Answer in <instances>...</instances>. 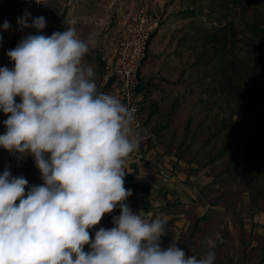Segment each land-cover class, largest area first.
I'll use <instances>...</instances> for the list:
<instances>
[{"label":"rangeland","instance_id":"rangeland-1","mask_svg":"<svg viewBox=\"0 0 264 264\" xmlns=\"http://www.w3.org/2000/svg\"><path fill=\"white\" fill-rule=\"evenodd\" d=\"M39 2L0 0V24L17 23L27 11L31 18L45 17V35L70 26L81 39L94 34L82 63L93 67L101 92L107 90L104 57L124 24L144 6L159 18L140 69L142 129L136 134H142V148L153 150L156 172L176 176L186 188L183 203L168 201L162 209L171 214L164 219V239L172 234L186 255L199 258L207 252L204 241L220 232L214 264H264V104L252 108V87L264 70V57L257 61L258 40L241 23L240 7L231 0ZM248 18L264 25V0L246 4ZM19 28L4 44L6 51L35 34ZM224 29L235 35L234 52L240 58L246 54L243 68L240 62L225 68L215 62ZM208 30L216 32L215 40ZM7 118L0 112V128ZM23 161L29 164L30 157Z\"/></svg>","mask_w":264,"mask_h":264},{"label":"clouds","instance_id":"clouds-1","mask_svg":"<svg viewBox=\"0 0 264 264\" xmlns=\"http://www.w3.org/2000/svg\"><path fill=\"white\" fill-rule=\"evenodd\" d=\"M29 18L26 11L17 23L35 34L7 51L12 67H0V112L8 117L0 148L31 156L43 182L29 185L8 165L0 174V264H214L220 232L204 241L205 254L186 255L173 239L161 246V218L149 221L127 203L123 165L140 137L131 134L133 112L101 92L82 63L94 34L81 39L70 26L48 36L45 17ZM117 208L113 227L92 237Z\"/></svg>","mask_w":264,"mask_h":264},{"label":"crops","instance_id":"crops-1","mask_svg":"<svg viewBox=\"0 0 264 264\" xmlns=\"http://www.w3.org/2000/svg\"><path fill=\"white\" fill-rule=\"evenodd\" d=\"M11 27L5 31L0 27V35L3 36L2 44H0V67H12V62L6 55L7 51L4 48V44L13 38L19 32V25L13 19L9 21ZM3 24H0L2 26ZM5 127L0 128V134H3ZM139 136L141 134H133L132 136ZM140 141V140H139ZM153 150H145L138 144L136 150L130 153L129 160H125L123 168L127 172L125 176V187L132 189V195L128 198L127 203L131 207L133 212L138 211L145 219L152 220L157 217L163 221L170 216V213L162 212L163 207L167 202L173 203L178 201L183 203L181 198L183 193V187L176 176H172L170 179H165L159 172H156V162L153 157ZM29 164H24V159H19L17 156L10 154L8 151L0 148V174L4 171L6 165L10 166V171L13 176L23 175L29 185H39L43 181L41 174L35 167V162L31 156ZM173 197V199H171ZM19 203V201H17ZM159 212V213H157ZM119 215V211L106 214L99 225L94 229H90V235L94 237L95 231L100 227L111 228L112 217ZM174 217L178 214L174 213ZM179 216V215H178ZM178 218L175 222H177ZM172 234H169V241H166L163 236L161 238V246L167 247L172 242ZM88 248L85 246V251Z\"/></svg>","mask_w":264,"mask_h":264},{"label":"built area","instance_id":"built-area-1","mask_svg":"<svg viewBox=\"0 0 264 264\" xmlns=\"http://www.w3.org/2000/svg\"><path fill=\"white\" fill-rule=\"evenodd\" d=\"M159 18L148 13L147 6L132 15L124 24L116 41L104 57V83L111 94L121 100L134 115L132 135L142 129L140 119V69L152 34L159 28ZM142 136V134H141ZM129 154L125 160H129ZM166 178L170 175L163 174Z\"/></svg>","mask_w":264,"mask_h":264},{"label":"trees","instance_id":"trees-1","mask_svg":"<svg viewBox=\"0 0 264 264\" xmlns=\"http://www.w3.org/2000/svg\"><path fill=\"white\" fill-rule=\"evenodd\" d=\"M251 0H231L232 4H235L237 6L240 7V19H241V23L246 27L247 31H249V33L255 37L258 40V56H257V61L260 62V58L264 57V25L262 23H259V21L256 18H253L252 20L248 18V20L246 19V4L249 3ZM227 29H229V31L234 28V25L232 23H229L227 27H225ZM216 30V29H215ZM225 30V34L220 37L219 40H217L218 42H221V44L218 46V48H216V54L215 57L216 59V63L222 67H227L229 65H231L232 63H241L242 68L246 65L245 63L247 62L246 60V54L242 53L243 56H238L233 49V45L235 43L234 37L235 35H231L230 33L227 32L226 29ZM208 35L212 36L213 39L215 40V36H216V32H210L209 30L207 31ZM153 36V34H152ZM151 36V38H152ZM150 38V39H151ZM150 42V40H149ZM219 54V57H218ZM146 58V56L144 57V59ZM143 59V61H144ZM244 59V60H243ZM212 61V60H210ZM214 62V63H215ZM142 82L140 83V88H142ZM262 84V87H261ZM253 88V89H252ZM252 92L255 94L256 96V101L255 104L252 105V108H257L260 105L264 104V70H262L261 74L258 76L256 84L254 87H252ZM262 251L264 254V226H263V244H262Z\"/></svg>","mask_w":264,"mask_h":264}]
</instances>
